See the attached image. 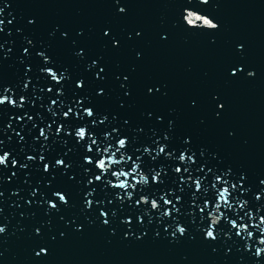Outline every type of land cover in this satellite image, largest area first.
I'll use <instances>...</instances> for the list:
<instances>
[{"label":"snow or ice","instance_id":"6c2138e0","mask_svg":"<svg viewBox=\"0 0 264 264\" xmlns=\"http://www.w3.org/2000/svg\"><path fill=\"white\" fill-rule=\"evenodd\" d=\"M13 6L0 0V67L9 61L14 67L12 79L0 75V239L10 232L7 203L19 217L13 234L31 242V264H48L58 242L92 226L109 243H189L222 264H264V171L199 139L210 120L225 118L220 89L207 92L208 114L191 128L182 126L176 106H154L169 88L160 79L138 81L145 25L120 23L141 6L137 0H104L106 14L97 24L56 23L40 38L41 18L6 13ZM171 6L176 17L155 33L156 43L166 45L178 30L217 44L224 26L207 10L217 0ZM126 47L129 62H112ZM230 51L221 68L225 84L254 80L248 42L234 39ZM138 95L148 103L134 117ZM201 107L200 96L186 97V113ZM235 135L225 128L224 142Z\"/></svg>","mask_w":264,"mask_h":264},{"label":"water","instance_id":"95a60500","mask_svg":"<svg viewBox=\"0 0 264 264\" xmlns=\"http://www.w3.org/2000/svg\"><path fill=\"white\" fill-rule=\"evenodd\" d=\"M103 2L12 0L14 6L6 13L38 15L42 22L36 36L40 38L56 23L97 24L106 14V9L99 6ZM178 2L137 0L141 6L133 8L130 16L120 22L126 25L141 23L146 28L145 62L138 72V81L149 77L166 81L169 94L154 106L161 111L169 105L176 106L185 128H191L199 117L207 116V92L213 88L220 89L228 102L225 118L222 121L210 120L206 128L198 131L199 139L221 148L230 159L243 163L253 172L264 171V0H217V8L209 7L207 10L217 15L224 26L216 37L215 46L209 45L207 35H188L178 30L172 31V38L166 45H160L155 41V33L162 26L171 27L178 11L171 5ZM237 38L248 42V60L256 67L257 76L251 81L225 84L221 68L231 59V42ZM57 51L67 58L63 48ZM111 60L127 64L130 60L128 48L112 56ZM13 73L11 61L0 67V75L5 78L12 79ZM189 95L200 96L202 107L199 113L184 111V102ZM147 103L143 96H137L132 110L134 117H138ZM225 128L236 132L230 143L224 142ZM3 207L4 214L9 217L10 232L6 238L0 239V250L4 251L0 264H31V242L25 239L24 234H13V226L19 219L18 212L9 208L7 203ZM39 219L38 214L35 220ZM33 222L26 220L24 224ZM182 257H187L191 264H222L220 257H211L202 247L189 243L175 246L165 241L135 244L113 240L109 243L105 233L95 226L58 242L48 264H182Z\"/></svg>","mask_w":264,"mask_h":264}]
</instances>
